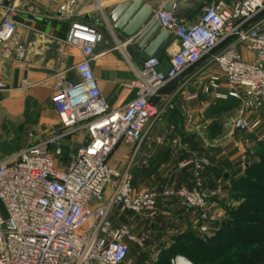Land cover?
<instances>
[{"label": "built area", "instance_id": "built-area-1", "mask_svg": "<svg viewBox=\"0 0 264 264\" xmlns=\"http://www.w3.org/2000/svg\"><path fill=\"white\" fill-rule=\"evenodd\" d=\"M95 2L99 7L100 0ZM75 3L61 0L59 5L62 14L72 18L65 43L81 52L75 65L77 81L67 80L63 72L55 75L51 101L60 117L59 126L47 137L30 133L32 142L26 148L0 160V203L5 210L0 208V264H130L131 246L147 247L151 239L147 232L134 233L126 224L116 226L111 213L117 207L150 218L157 214L158 192L136 187L131 166L157 115L152 99L163 85L204 57H211L219 73L200 81L201 92H190L189 102L213 94L216 99H239L251 112L264 106V17L259 18L264 0H216L203 7L192 25L158 8L154 18L178 39V49L166 72L156 57L146 59L128 83L138 96L118 109H112L103 96L91 64L99 55L96 49L104 34L95 25L74 18ZM18 12L15 4L6 6L0 0V59L5 62L26 55L15 18ZM225 42L229 45L219 50ZM238 44L253 53V59L244 57ZM5 90L6 83L0 80V95ZM243 123L246 134L242 139L248 142L261 120ZM74 140L80 141L77 151L60 165L64 145ZM122 144L133 145V156L124 169L110 163L113 151ZM230 147L242 150L239 140L230 141L224 149ZM179 166H192L193 185L167 188L162 195L177 197L197 210L199 228L206 232L210 197L222 189L205 191L207 157L186 159ZM171 264L194 263L176 255Z\"/></svg>", "mask_w": 264, "mask_h": 264}, {"label": "crops", "instance_id": "crops-1", "mask_svg": "<svg viewBox=\"0 0 264 264\" xmlns=\"http://www.w3.org/2000/svg\"><path fill=\"white\" fill-rule=\"evenodd\" d=\"M28 1L35 4L27 9ZM109 1L114 7L126 0ZM146 1L162 4L165 0ZM214 1H199L193 8L180 11L177 17L192 25L202 15L203 7ZM52 2L12 0L11 3L19 9L15 18L19 23L18 34L26 47V55L22 60L5 62L0 59V80L7 86V90L0 95V160L26 148L32 142L30 133L47 137L59 126L60 117L51 101L56 73L63 72L67 80L79 79L75 65L81 58V52L65 43L72 18L62 14L60 2ZM84 2L76 0L72 7L74 18H82L80 16L83 15L85 22H94L104 34V40L96 49L99 55L91 64L103 96L112 109H118L138 96V90L129 87L128 83L136 78V70L142 68L146 60L142 53L150 42L142 50L136 49L133 42L137 34L120 45L119 36L113 32L108 19L101 23L95 5L90 2L85 5ZM104 2L100 0L101 11ZM263 17L264 12L259 18ZM162 30L165 29L160 27L153 39ZM228 45L229 42L223 43L219 50ZM236 48L247 59H253V53L245 46L238 44ZM177 49L178 39L168 32L166 40L153 55L160 61L162 71L169 69L170 58ZM218 73L219 69L211 57H204L183 75L163 85L153 99L157 115L146 129L147 135L131 172L136 187L158 192V212L153 218L146 214L122 212L117 207L111 213L116 226L126 224L134 233L145 231L151 237L144 249L131 246V250L136 252L132 257L129 254L130 264L161 263L168 261L173 254L182 255V249L192 244L193 237L207 240L215 236L225 224L229 206L239 207L243 202L237 197L240 196L238 188L264 148V137H261L264 135V106L251 112L244 108L239 99H216L213 94H203L195 102L187 100L190 92H201L200 81ZM47 78L50 80L45 84L43 81ZM221 90L225 91V88ZM258 118L261 125L251 139L244 142L242 138L246 130L242 133L237 129L239 121L251 122ZM172 126L175 128L170 135ZM159 138H163V141L160 142ZM234 139L240 141L242 150L235 147L225 150V145ZM113 153L110 163L124 169L133 156V145L122 144ZM202 156L210 161L205 175V191L211 193L222 189L221 193L210 197V220L207 221L206 232L199 228L201 220L197 210L187 207L177 197L162 195L167 188L191 187L193 168L180 167L179 163Z\"/></svg>", "mask_w": 264, "mask_h": 264}, {"label": "water", "instance_id": "water-1", "mask_svg": "<svg viewBox=\"0 0 264 264\" xmlns=\"http://www.w3.org/2000/svg\"><path fill=\"white\" fill-rule=\"evenodd\" d=\"M199 1L208 2L209 0H165L162 4L156 1L146 0H126L116 4L107 10L108 21L112 25L114 33L118 34L120 45L131 40L139 34L133 42V46L143 50V57L148 59L153 57L156 50L166 40L167 30H162L153 39V36L160 29V23L154 18V12L158 8L177 15L184 9L193 8ZM12 0H5V5L9 6ZM12 7V6H11ZM237 129L240 132L246 130L243 120H240Z\"/></svg>", "mask_w": 264, "mask_h": 264}, {"label": "trees", "instance_id": "trees-1", "mask_svg": "<svg viewBox=\"0 0 264 264\" xmlns=\"http://www.w3.org/2000/svg\"><path fill=\"white\" fill-rule=\"evenodd\" d=\"M153 99H152V102L154 104ZM258 178L263 179V181H258ZM260 189L263 190L261 191V194H256L255 192L259 191ZM238 192L240 196L237 195V197L243 199V202L239 207L232 208L231 210H229V215L231 216V219H234L235 221H239L240 223H242L241 221H244V219L247 220L248 218V220H251L250 219L251 216H248L246 214H251V213L259 214L260 213L261 216L264 214V148L260 151L259 159L257 160V162H255L254 165H252L249 168L247 172V177L239 186ZM257 218L259 219H257L258 221H256V223L258 224L259 227H263L264 219L261 217H257ZM226 230H228L227 231L228 233L226 237H224V232ZM230 231L236 232L237 235L234 237L233 235H231ZM246 235L248 236L246 231H244L241 227L237 225L232 226L229 223L223 224L221 230H219L215 236L210 238L211 241H215L216 246H213L210 248L208 247L209 245L207 246V244L210 241H206L204 244L202 241L203 239L193 237L192 244L190 246L189 245H187L186 247L184 246V248L181 251V254L191 260L192 256H188L187 254L190 253L191 251L190 249L193 248V245H195L196 247V243H198L197 248L201 252H203V247H204L205 254L210 253V257L208 259H205V263L216 264V262H219L222 260L221 257L223 253L220 250L225 249V248L230 249L232 248L231 246L234 245L232 244V241H231L232 238L233 240H236L237 242L239 241L240 238L245 237ZM249 242L258 248H261L264 246V239L257 237L255 235L253 237L252 235H250ZM219 244H220V247H219ZM175 255L176 254H173L171 256V259ZM262 260L264 261V258Z\"/></svg>", "mask_w": 264, "mask_h": 264}, {"label": "rangeland", "instance_id": "rangeland-1", "mask_svg": "<svg viewBox=\"0 0 264 264\" xmlns=\"http://www.w3.org/2000/svg\"><path fill=\"white\" fill-rule=\"evenodd\" d=\"M51 1H53L54 3H57V2L59 3L61 0H51ZM84 1H85L84 2L85 5L89 4L88 2L95 5L97 15H98L101 23H104L106 18L108 19L107 10H109L113 7V5H112L113 3H111V1L107 2V0H102V2L106 1V2H104V7H103L102 11L99 9L97 3H95L94 0H84ZM27 4L29 5L27 7V9H28L29 7L33 6V4H35V2L34 1H28ZM80 17H82V18H78V19H80V20L85 19V17L83 15H81ZM93 23L94 22H92V25H95ZM7 136L9 139H11L10 138L11 136L9 134ZM79 144H80L79 140H74V141H70L69 144L64 145L63 160L61 161L60 165L64 166L70 160L71 154H74L77 151ZM113 152H115V150ZM113 154L111 156L112 158H113ZM258 181H263V179L258 178ZM261 191H263V190L260 189L259 191H256L255 193L261 194ZM229 207H230V210L232 208H236V207H233L232 205ZM0 208L2 209L3 213H5V210H4L3 205L1 203H0ZM246 215L251 216V218H250L251 220H248V218H247V220L244 219V221H241L242 223H240L239 221H235L234 219H231L229 212L226 213L224 223L225 224L229 223L232 226L237 225V226L241 227L244 231H246L248 236L246 235L245 237L240 238L239 241H237V242H236V240H233V238H232L231 241H232V244H234V245H232L231 246L232 248H230V249L225 248V249L220 250L223 253V255L221 257L222 260L219 262H216V264H264V261L262 260L264 258V246L261 248H258L249 242L250 235H252V237L255 235L257 237L264 239V226L259 227L258 224L256 223V221H258L257 219H259L257 217H261L264 219V214L262 216L260 215V213L259 214L251 213V214H246ZM228 230H229V228H228ZM228 230H226L224 232V237H226ZM231 235H233L235 237L237 235V233L231 232ZM202 241L204 244L206 241H210L208 244L206 243L207 246L209 245L208 247H210V248L213 246H216L215 241H211L210 238H208L207 240L203 239ZM197 244L198 243H196V247H195V245H193V248L190 249L192 252L190 251V253L187 255L192 256L191 261L194 264H207V263H205V259H208L210 257V253L205 254V251H204L205 248L204 247H203V252H201L197 248ZM219 247H220V244H219ZM132 250L130 252V257H132V255H134L136 252V251L134 252ZM171 260L172 259L170 257V259L168 261H163L161 263L157 262L154 264H171Z\"/></svg>", "mask_w": 264, "mask_h": 264}]
</instances>
